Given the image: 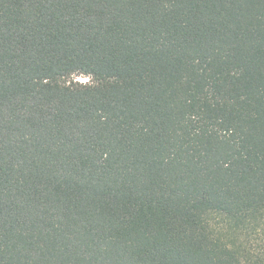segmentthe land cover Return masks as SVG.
Listing matches in <instances>:
<instances>
[{
	"label": "trees",
	"instance_id": "obj_1",
	"mask_svg": "<svg viewBox=\"0 0 264 264\" xmlns=\"http://www.w3.org/2000/svg\"><path fill=\"white\" fill-rule=\"evenodd\" d=\"M0 264H264V0H0Z\"/></svg>",
	"mask_w": 264,
	"mask_h": 264
},
{
	"label": "rangeland",
	"instance_id": "obj_2",
	"mask_svg": "<svg viewBox=\"0 0 264 264\" xmlns=\"http://www.w3.org/2000/svg\"><path fill=\"white\" fill-rule=\"evenodd\" d=\"M77 79L80 80V81H82V82H85V81L88 80V78L86 76H83V75L77 76Z\"/></svg>",
	"mask_w": 264,
	"mask_h": 264
}]
</instances>
